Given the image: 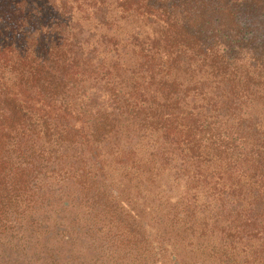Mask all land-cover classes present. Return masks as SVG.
Segmentation results:
<instances>
[{
  "label": "trees",
  "instance_id": "1",
  "mask_svg": "<svg viewBox=\"0 0 264 264\" xmlns=\"http://www.w3.org/2000/svg\"><path fill=\"white\" fill-rule=\"evenodd\" d=\"M0 264H264V0H0Z\"/></svg>",
  "mask_w": 264,
  "mask_h": 264
}]
</instances>
